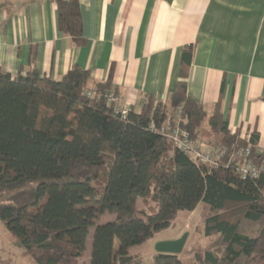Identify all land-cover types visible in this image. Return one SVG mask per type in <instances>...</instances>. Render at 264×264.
I'll return each instance as SVG.
<instances>
[{"label": "trees", "instance_id": "16d2710c", "mask_svg": "<svg viewBox=\"0 0 264 264\" xmlns=\"http://www.w3.org/2000/svg\"><path fill=\"white\" fill-rule=\"evenodd\" d=\"M54 1L60 31L85 46L80 0ZM193 53V45L184 49L183 77ZM111 77L89 97L90 72L77 66L60 80L37 71L13 77L0 70V188L36 183L0 207V221L22 256L35 264H80L94 229L90 264H143L129 250L170 228L179 212L203 204L209 209L205 236L217 234L224 248L221 256L207 251L203 264H264V170L253 178L237 168L239 152L249 147V161L264 160L260 135L232 133L219 108L208 118L185 82L170 104L147 97L140 111L130 107L123 117L105 97L114 93ZM178 113L194 139L207 122L218 139L209 145L224 151L218 167L195 164L151 129V123L160 128ZM138 200L155 208L138 210ZM107 215L113 219L100 224ZM243 224L257 225V234H245ZM153 259L183 264L176 255Z\"/></svg>", "mask_w": 264, "mask_h": 264}, {"label": "crops", "instance_id": "0c3cea01", "mask_svg": "<svg viewBox=\"0 0 264 264\" xmlns=\"http://www.w3.org/2000/svg\"><path fill=\"white\" fill-rule=\"evenodd\" d=\"M80 12L86 45L77 47L54 0H0V70L60 80L77 66L90 72L88 89L111 75L110 91L136 112L147 97L170 104L185 82L208 118L219 108L232 133L257 132L264 147V0H80ZM201 138L218 143L207 122Z\"/></svg>", "mask_w": 264, "mask_h": 264}, {"label": "rangeland", "instance_id": "374dc122", "mask_svg": "<svg viewBox=\"0 0 264 264\" xmlns=\"http://www.w3.org/2000/svg\"><path fill=\"white\" fill-rule=\"evenodd\" d=\"M203 139L213 140L214 137L210 133H207L206 136H202ZM201 138L203 142L206 143ZM214 141V140H213ZM36 186V183H30L23 187L15 189H4L0 188V207L10 203L11 196L13 193L33 189ZM143 203L142 200H138L137 209H147L149 212L155 208V203L150 202L147 205ZM209 215V209L200 204L197 209L193 212H179L177 217L172 222V226L160 233H157L152 239L146 241L140 246L133 247L129 250L130 256L138 257L143 261V264H154V255L156 252V245L159 242L163 241H173L180 239L184 234H188V239L186 245L181 254H179V259L183 264H203L204 255L207 251H211L214 254L221 256L223 253V247L220 244V237L217 234L212 235L211 237L205 236V220ZM113 217L107 215L100 220V224H104L108 221H111ZM257 225H248L243 224L242 230L245 234L256 235L257 234ZM95 230L90 231V236L87 240L86 245V254L80 260V264H90L91 254H92V241ZM3 247L8 252H2L0 256L5 260L6 264H9L12 259L14 264H35L29 258H23L20 254L23 252L21 246L15 240V238L9 233L5 225L0 221V247ZM119 247V242L116 241L115 249Z\"/></svg>", "mask_w": 264, "mask_h": 264}, {"label": "built area", "instance_id": "2783aa9c", "mask_svg": "<svg viewBox=\"0 0 264 264\" xmlns=\"http://www.w3.org/2000/svg\"><path fill=\"white\" fill-rule=\"evenodd\" d=\"M96 93V88L88 89L87 91L89 97L94 96ZM105 97L108 103L115 106L117 114L123 117L127 116L130 107L122 103L120 96L114 93H108ZM150 127L152 130H157L162 136L166 137L177 150L186 153L195 164L210 169L220 165L224 151L215 150L201 139L192 138L190 133L182 128L181 115L179 113L173 119L162 124L160 128H157L155 123H151ZM250 153V147L239 152L238 157L240 162L237 163V168L239 174L242 176L256 178L264 170V160L256 165L248 160Z\"/></svg>", "mask_w": 264, "mask_h": 264}, {"label": "water", "instance_id": "95a60500", "mask_svg": "<svg viewBox=\"0 0 264 264\" xmlns=\"http://www.w3.org/2000/svg\"><path fill=\"white\" fill-rule=\"evenodd\" d=\"M187 239L188 234H184L178 240L159 242L156 245V252L157 254H170L178 256L182 253L186 245Z\"/></svg>", "mask_w": 264, "mask_h": 264}]
</instances>
